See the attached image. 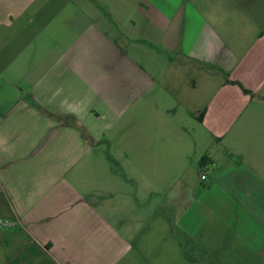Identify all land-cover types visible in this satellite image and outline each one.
<instances>
[{
    "label": "crops",
    "instance_id": "0c3cea01",
    "mask_svg": "<svg viewBox=\"0 0 264 264\" xmlns=\"http://www.w3.org/2000/svg\"><path fill=\"white\" fill-rule=\"evenodd\" d=\"M70 1L0 0V75L55 59L21 69L30 88L0 114V217L18 221L0 227V264H138L120 207L139 209L141 179L170 187L176 234L214 264H264V0H99L100 24ZM65 10L86 24L61 49L76 29ZM100 56L103 72L81 63ZM119 122L122 173L96 185L92 143Z\"/></svg>",
    "mask_w": 264,
    "mask_h": 264
},
{
    "label": "rangeland",
    "instance_id": "374dc122",
    "mask_svg": "<svg viewBox=\"0 0 264 264\" xmlns=\"http://www.w3.org/2000/svg\"><path fill=\"white\" fill-rule=\"evenodd\" d=\"M72 1L79 2V7L87 16L89 15L88 17L93 23L96 22L100 24L102 17H111V11L100 10L99 0H89L90 5H87V3L84 5L83 1L85 0H71L70 2ZM124 14H133L134 18L139 16L137 11L132 10L124 11ZM66 16L74 19L73 23L75 25L76 22V29L72 33V36L69 37L70 41L64 39L60 40L59 47L61 49L67 47L69 44H75L76 42L72 40L78 37L76 34L79 33L86 24V19L81 17L77 10L70 12L65 10L62 17ZM109 21L112 25H116L114 20L109 19ZM134 35L138 36L137 31H135ZM118 37L113 35V38H115L121 46L123 45V49L132 53L133 44L131 41H124L121 39V36ZM141 44L144 45L142 42ZM161 52L162 51H160V53ZM24 57L25 56L13 59L11 65V67H13L11 68L13 69L12 72L0 75V114L6 111L14 100L20 98L21 94L26 93L30 88V82L27 77H33L35 72L26 75L21 72V69L29 70L41 66L47 69L50 67L53 60H55L53 59L54 57L38 59L34 57ZM81 63L84 66L88 65V67H98V72L107 70L101 56L92 57L90 59L82 58ZM175 69L177 71L181 70L178 80H176L178 85L181 84L186 86V90L189 91V80L192 76V73L189 71L190 68L188 67L183 71V68L179 66L172 68V70ZM193 78L194 80L197 79V77ZM199 78L198 76V80ZM21 87L24 88V91H20ZM168 97H170V95H168ZM163 98H167V96L164 95ZM176 105L180 108L183 106L180 105L179 102ZM121 122L114 124L106 131L101 139L95 140L92 143V146L97 149V152L94 151L92 154L93 159L99 163V165L94 164V166L91 167V169H93L92 176L95 178L94 183L96 185L104 183L101 186L106 185L107 187L110 186V188H113L114 180L111 179V177H115L116 179V177H120L119 175L122 173V163L125 156L123 151L128 148L125 136L130 128H120L119 124ZM219 146L220 145H207L204 148L210 147L211 149L213 148L221 151V149H218ZM107 170L109 175H105ZM96 171L99 172L95 173ZM187 171L190 173L192 169H188ZM112 172H114V175ZM195 173L198 177L199 184H203L200 176L203 173L208 174V169L201 170V167L198 166V168L195 167ZM141 184L142 189L139 197L140 200L138 201L139 209L135 211L131 203L126 201L124 205L120 207L122 212L125 213V220L129 223V225L124 228L125 234L130 238L134 246V250L130 257L133 255V258L137 260L138 264H214L211 257L206 255L203 250L198 249L194 242L190 241L183 234H176L173 221V208L166 206L164 194L160 193L163 192V188L167 189L170 187H163L160 185L150 186L147 185L143 179H141ZM166 189H164V192ZM144 193L146 195H143ZM176 229L178 230V227H176ZM197 257L200 260H197Z\"/></svg>",
    "mask_w": 264,
    "mask_h": 264
},
{
    "label": "built area",
    "instance_id": "2783aa9c",
    "mask_svg": "<svg viewBox=\"0 0 264 264\" xmlns=\"http://www.w3.org/2000/svg\"><path fill=\"white\" fill-rule=\"evenodd\" d=\"M201 167V170H205L208 165L206 163H203L200 165ZM205 173L202 174V178H205ZM18 223L17 219L15 218H3V217H0V227L2 228H7V227H11V226H14Z\"/></svg>",
    "mask_w": 264,
    "mask_h": 264
},
{
    "label": "trees",
    "instance_id": "16d2710c",
    "mask_svg": "<svg viewBox=\"0 0 264 264\" xmlns=\"http://www.w3.org/2000/svg\"><path fill=\"white\" fill-rule=\"evenodd\" d=\"M60 120H66L67 122H74L76 117L74 115H57L56 116ZM81 132L83 136L87 140H93L91 134L87 131V129L84 126H80Z\"/></svg>",
    "mask_w": 264,
    "mask_h": 264
}]
</instances>
